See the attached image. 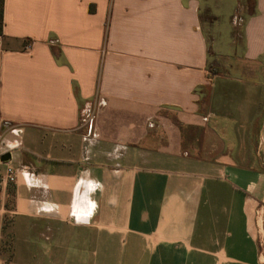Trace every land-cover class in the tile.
<instances>
[{"label":"crops","instance_id":"1","mask_svg":"<svg viewBox=\"0 0 264 264\" xmlns=\"http://www.w3.org/2000/svg\"><path fill=\"white\" fill-rule=\"evenodd\" d=\"M0 264H264V0H5Z\"/></svg>","mask_w":264,"mask_h":264},{"label":"built area","instance_id":"2","mask_svg":"<svg viewBox=\"0 0 264 264\" xmlns=\"http://www.w3.org/2000/svg\"><path fill=\"white\" fill-rule=\"evenodd\" d=\"M31 48H32V44L27 47L28 50ZM4 179L7 183H11V184H15L17 182V172L12 166H9L6 169Z\"/></svg>","mask_w":264,"mask_h":264},{"label":"trees","instance_id":"3","mask_svg":"<svg viewBox=\"0 0 264 264\" xmlns=\"http://www.w3.org/2000/svg\"><path fill=\"white\" fill-rule=\"evenodd\" d=\"M4 4H5V0H0V36L3 35V26H4Z\"/></svg>","mask_w":264,"mask_h":264},{"label":"water","instance_id":"4","mask_svg":"<svg viewBox=\"0 0 264 264\" xmlns=\"http://www.w3.org/2000/svg\"><path fill=\"white\" fill-rule=\"evenodd\" d=\"M9 159H10V156H9V155H4V156L1 158V161H2V162H7V161H9Z\"/></svg>","mask_w":264,"mask_h":264},{"label":"rangeland","instance_id":"5","mask_svg":"<svg viewBox=\"0 0 264 264\" xmlns=\"http://www.w3.org/2000/svg\"><path fill=\"white\" fill-rule=\"evenodd\" d=\"M30 44H28V46H29Z\"/></svg>","mask_w":264,"mask_h":264}]
</instances>
